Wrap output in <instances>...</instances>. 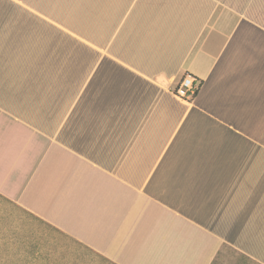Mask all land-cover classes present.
<instances>
[{
  "label": "crops",
  "instance_id": "obj_1",
  "mask_svg": "<svg viewBox=\"0 0 264 264\" xmlns=\"http://www.w3.org/2000/svg\"><path fill=\"white\" fill-rule=\"evenodd\" d=\"M0 199V264H264V0H0Z\"/></svg>",
  "mask_w": 264,
  "mask_h": 264
},
{
  "label": "rangeland",
  "instance_id": "obj_2",
  "mask_svg": "<svg viewBox=\"0 0 264 264\" xmlns=\"http://www.w3.org/2000/svg\"><path fill=\"white\" fill-rule=\"evenodd\" d=\"M6 203L0 199V208L5 209ZM6 210V209H5ZM11 215H14V211H9ZM24 214L20 213L19 215ZM27 216V217H26ZM28 218V215H25ZM27 221V220H26ZM29 222V221H27ZM32 222V221H31ZM74 257L80 260H83L85 264H109L106 262H102V259H99L95 255L91 253H87L84 249L74 248ZM212 264H256L255 262L245 258L244 256L240 255L239 253L235 252L232 249L224 248L214 262Z\"/></svg>",
  "mask_w": 264,
  "mask_h": 264
},
{
  "label": "built area",
  "instance_id": "obj_3",
  "mask_svg": "<svg viewBox=\"0 0 264 264\" xmlns=\"http://www.w3.org/2000/svg\"><path fill=\"white\" fill-rule=\"evenodd\" d=\"M198 87L199 81L195 77L185 74L174 88L173 94L185 101H191L194 98Z\"/></svg>",
  "mask_w": 264,
  "mask_h": 264
},
{
  "label": "trees",
  "instance_id": "obj_4",
  "mask_svg": "<svg viewBox=\"0 0 264 264\" xmlns=\"http://www.w3.org/2000/svg\"><path fill=\"white\" fill-rule=\"evenodd\" d=\"M105 261H107L106 259H105ZM108 262V261H107ZM109 264H112V263H109Z\"/></svg>",
  "mask_w": 264,
  "mask_h": 264
}]
</instances>
